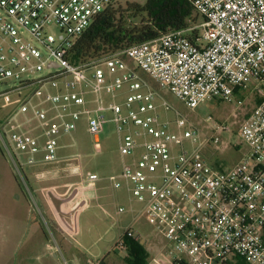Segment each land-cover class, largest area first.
Masks as SVG:
<instances>
[{"label":"built area","instance_id":"1","mask_svg":"<svg viewBox=\"0 0 264 264\" xmlns=\"http://www.w3.org/2000/svg\"><path fill=\"white\" fill-rule=\"evenodd\" d=\"M116 1L0 0V86L19 81L0 97L34 88L32 96L16 101L20 105L13 118L30 111L39 123L40 136L47 140L45 163L59 161V136L71 134L82 114L99 142L107 122L103 112L111 111L122 155L131 156L139 147L143 152L109 179L115 188L126 183L146 212L164 218L168 240L181 255L175 263L264 264V98L240 127L248 154L223 169L185 152L183 142L195 143L196 132L179 113L180 134L169 121H160L158 92L142 75L192 109L206 100L242 105L248 82L257 81L264 89V0H189L203 17L195 26L201 28L196 43L187 35L191 27L73 64L69 53L78 39ZM45 70L48 74H41ZM45 86L55 92L32 102ZM125 87L130 94L123 104L103 103L104 93L114 96ZM160 106L173 109L165 100ZM221 131L224 126L216 130ZM4 134L6 148L24 152L29 165L37 162L40 136L23 128L11 132L7 142ZM220 141L216 136L209 144ZM13 159L22 168L16 155ZM97 180L98 174H91L81 184L94 190ZM157 229L164 228L159 224ZM127 232L138 239L131 229Z\"/></svg>","mask_w":264,"mask_h":264},{"label":"rangeland","instance_id":"2","mask_svg":"<svg viewBox=\"0 0 264 264\" xmlns=\"http://www.w3.org/2000/svg\"><path fill=\"white\" fill-rule=\"evenodd\" d=\"M198 23L202 24L201 18ZM41 74L47 75L48 71L45 70ZM142 75L158 92L156 103L159 105L160 121H169L170 129L180 134L184 130L179 129L175 123L179 113L196 132L195 143L191 139L183 142L185 152L197 154L209 165L223 169L235 166L248 154L249 146L241 137L240 127L264 98V89L257 81L247 83L243 91L245 100L242 105H238L237 100L232 103L206 100L192 109L169 90L158 88L146 74ZM18 84L19 81H10L7 85L0 86V93L10 91ZM46 91L55 92L45 86L42 95L34 96L32 102L41 100ZM33 93V87H26L11 91L7 97H0V143L3 131L8 137L11 132L23 128L37 136L41 135L39 123L30 116V111L19 112L13 118L20 105L16 101H24ZM129 94L128 88L125 87L114 96L104 93L102 101L106 106L113 102L123 104ZM87 97L94 98L92 94ZM164 100L171 105L172 110L166 111L160 106ZM3 104H6L5 107H2ZM74 109L82 108L76 106ZM103 115L107 122L99 142H96L88 131L86 114H82L75 122L76 128L71 134L60 135L58 140V155L68 158V163H81L85 168V179L92 172L102 178L98 184L102 189L99 193L104 198L99 201L96 198H88L94 191L87 186H62L75 176L65 175L78 173V168L71 167L72 171L61 170L59 175L52 173L54 177H61L58 180L49 179L53 176L37 180L29 168H21L14 163L13 155L21 159V162L25 161L24 152H11L2 143L10 163L6 164L0 155V264H88L87 260H99L98 254L106 255L110 250L111 241L118 239V233L121 235L127 229L134 231L146 247L149 257L144 261L147 264H175L174 258L181 257L168 240L164 218L155 217L150 211L146 212L145 205L133 197L125 183L118 189L107 179L112 174L120 175L124 165L139 158L143 149L137 148L131 156L122 155L114 115L111 111H105ZM220 126H224L225 131L216 132ZM216 136L221 140L218 146L209 144ZM46 141L45 137H39L41 146L46 145ZM175 149L180 152L178 146H175ZM41 155L43 152L40 157ZM56 185L60 186V190L56 187L48 188ZM78 186L82 189L77 197L68 198L72 193H78ZM40 187L47 189L43 190L44 192L37 191ZM120 207L124 208L123 212L119 211ZM159 224L163 226V230L157 229ZM235 264L249 263L238 260Z\"/></svg>","mask_w":264,"mask_h":264},{"label":"trees","instance_id":"3","mask_svg":"<svg viewBox=\"0 0 264 264\" xmlns=\"http://www.w3.org/2000/svg\"><path fill=\"white\" fill-rule=\"evenodd\" d=\"M200 18L203 22V17L189 0H146L144 3L118 0L97 16L78 39L69 53V60L75 65L85 64L169 32L198 26ZM200 32L195 27L187 35L196 43ZM123 243L129 264H147L144 259L149 256L142 243L130 237L128 232L123 236Z\"/></svg>","mask_w":264,"mask_h":264},{"label":"crops","instance_id":"4","mask_svg":"<svg viewBox=\"0 0 264 264\" xmlns=\"http://www.w3.org/2000/svg\"><path fill=\"white\" fill-rule=\"evenodd\" d=\"M4 132L5 131H3V133ZM4 135H5V137H4L5 141H9V137H8L6 132H5ZM3 148L4 147H3L2 143H0V155H1L2 159H3V161L6 164L9 165V163H10V161L8 160L9 158L7 157V155H6V153H5ZM40 148H41V151L39 153H37V156H36L37 162L35 164L29 165V164L26 163V159H25L24 162H21V159H19L20 163L22 165V168H29L31 170V172H32V175L35 177V179L40 180V179H45L46 177L49 178L50 176H53L54 173L58 174L59 172H61V170H63V171L66 170V169L71 170L72 169L71 167H73V168L75 167L76 169L78 168L79 172L75 173V174L72 173V174H69V175H65V176H70V175L71 176L75 175V176H74V179L71 180V181L69 180V182L64 180V181H66V183L64 185H62V186H67V185L71 186L73 184H80L82 186L81 182H82V180H85V177L83 176L85 174L84 173L85 168H84V166L81 163H68L67 162L68 158L61 157L60 155H59V161L54 162V163H45V162L42 161V156L44 155V151L42 150L43 146L40 145ZM42 152H43V155H41V157H40V153H42ZM91 174H97V173L92 172L89 175H91ZM58 175H57V177L53 176L52 178L50 177L49 179L58 180V179L61 178ZM113 175L114 174H112L111 176H113ZM109 178H110V176L107 178L110 181ZM100 181H102V178L99 176V180H97L96 186H95V188L93 190L94 193L91 196H89L88 198H90V199L91 198H96L98 201L102 200L104 198V196L100 195V193H99L102 190L100 185L98 184ZM111 184H112V182H111ZM125 185H126V183H125ZM123 186H124V183H123ZM51 187H53V188L56 187V188H58L60 190V188H59L60 186L59 185L58 186L57 185L56 186H50L48 188H51ZM83 187H85V185ZM56 188H54V189H56ZM45 189H47V188L46 187L45 188L40 187V189H36V190L37 191L40 190L41 192H44L43 190H45ZM80 189H82V188L80 186H78L76 188L78 193L75 194V195H74V193H72L70 195L71 197L70 196L69 197L67 196V197L71 198V199H75L77 197V195L81 192ZM118 189H120V188H118ZM120 208H123V207H120ZM104 212L107 213L106 211H104ZM128 230H130V229H127L121 235H119V233H118V239H114V241H111L110 250L106 253V255H102V253L98 254L97 256L99 257V260H87L88 264H129L127 262V260H126L127 248H126V245L123 243V236ZM136 240H138L140 242L139 238L136 239ZM142 245H144V244H142ZM121 252L124 253V254L122 255ZM102 258H103V260H102Z\"/></svg>","mask_w":264,"mask_h":264}]
</instances>
